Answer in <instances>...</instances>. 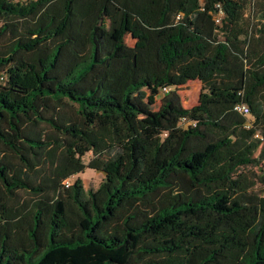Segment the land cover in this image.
I'll return each mask as SVG.
<instances>
[{"label":"trees","instance_id":"obj_1","mask_svg":"<svg viewBox=\"0 0 264 264\" xmlns=\"http://www.w3.org/2000/svg\"><path fill=\"white\" fill-rule=\"evenodd\" d=\"M246 2L0 0V264H264V190L239 169L264 167ZM84 166L98 185L64 191Z\"/></svg>","mask_w":264,"mask_h":264},{"label":"rangeland","instance_id":"obj_2","mask_svg":"<svg viewBox=\"0 0 264 264\" xmlns=\"http://www.w3.org/2000/svg\"><path fill=\"white\" fill-rule=\"evenodd\" d=\"M243 17L245 18V22L251 24V27L253 29L254 26H257L259 23L264 22V0H247L244 11H243ZM218 37L221 38L222 34L218 33ZM125 41L128 43L132 42V39L125 35ZM251 46L253 49H259L260 47V41L256 39V37L251 38L249 40L248 47ZM1 83V80H0ZM200 82L197 79H189L184 84L180 85L178 87V92L180 94L181 103L183 106H190L196 102L198 91H199ZM161 96V93H157L154 96V99L150 102V105L152 108H157L159 105V98ZM90 152H85L81 159L86 162L88 158L90 157ZM240 171H242V174L244 175L245 180H251L253 183L252 188L261 193L264 190V184L260 182L257 178V174L260 172L261 169L264 170V167L259 164V166L256 165H243L240 166ZM75 178H79L82 187L84 190L88 188H95L98 183L103 178V172L97 169H93L88 166H84V168L76 172L75 174L69 176L64 181L65 184L62 187L64 191L67 190L65 188L66 183L70 184ZM18 194L20 198L27 197V194L19 190Z\"/></svg>","mask_w":264,"mask_h":264},{"label":"built area","instance_id":"obj_3","mask_svg":"<svg viewBox=\"0 0 264 264\" xmlns=\"http://www.w3.org/2000/svg\"><path fill=\"white\" fill-rule=\"evenodd\" d=\"M220 14H221V11L218 10L217 14L214 15L215 21H218ZM167 89H168V87H166V86H163L161 88L162 91H167ZM233 109L246 117V119L244 121L245 127H248L251 125L252 116L250 115L248 105L244 101H239V102H236L235 104H233ZM253 135L255 137L262 138V136L259 134V132L257 130H255ZM263 165H264V161H263Z\"/></svg>","mask_w":264,"mask_h":264}]
</instances>
